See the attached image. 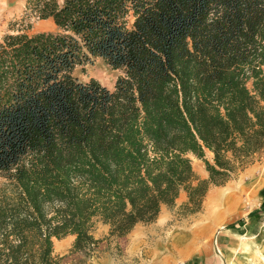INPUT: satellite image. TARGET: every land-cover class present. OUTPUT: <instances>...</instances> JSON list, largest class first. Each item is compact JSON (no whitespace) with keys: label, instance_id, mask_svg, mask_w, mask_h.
I'll return each instance as SVG.
<instances>
[{"label":"trees","instance_id":"obj_1","mask_svg":"<svg viewBox=\"0 0 264 264\" xmlns=\"http://www.w3.org/2000/svg\"><path fill=\"white\" fill-rule=\"evenodd\" d=\"M26 13L57 32L0 39V264L122 256L183 191L199 213L264 158V0H27ZM93 59L122 71L114 89L75 76Z\"/></svg>","mask_w":264,"mask_h":264},{"label":"rangeland","instance_id":"obj_2","mask_svg":"<svg viewBox=\"0 0 264 264\" xmlns=\"http://www.w3.org/2000/svg\"><path fill=\"white\" fill-rule=\"evenodd\" d=\"M26 2L0 0V39L13 29L30 34L57 32L52 20L27 15ZM122 75V71L113 70L102 59H93L75 71L80 81L96 79L109 89H114ZM190 158L196 174L208 179L205 164L194 156ZM207 158L212 161L213 155L207 153ZM3 182L0 177V186ZM187 202L183 191L175 207L164 206L156 222L138 225L121 241L122 256L114 250L87 264H185L199 256L205 259L201 256L205 251L222 264H264V158L225 186H212L199 213L189 214L185 209ZM107 232L108 227L100 225L95 235L101 238ZM74 240L73 236L55 240L56 254H68Z\"/></svg>","mask_w":264,"mask_h":264},{"label":"crops","instance_id":"obj_3","mask_svg":"<svg viewBox=\"0 0 264 264\" xmlns=\"http://www.w3.org/2000/svg\"><path fill=\"white\" fill-rule=\"evenodd\" d=\"M206 255H207V257H206ZM201 256H205V259H201V258H199L200 257L199 256L198 259L192 258L191 261L186 262L185 264H222L218 258H213L210 251H209V253H207L206 251L202 252Z\"/></svg>","mask_w":264,"mask_h":264},{"label":"bare ground","instance_id":"obj_4","mask_svg":"<svg viewBox=\"0 0 264 264\" xmlns=\"http://www.w3.org/2000/svg\"><path fill=\"white\" fill-rule=\"evenodd\" d=\"M210 199H212V197H210ZM210 199H209V200H210Z\"/></svg>","mask_w":264,"mask_h":264}]
</instances>
